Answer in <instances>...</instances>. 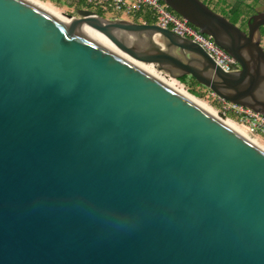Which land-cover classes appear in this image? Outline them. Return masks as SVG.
Listing matches in <instances>:
<instances>
[{
    "label": "water",
    "instance_id": "95a60500",
    "mask_svg": "<svg viewBox=\"0 0 264 264\" xmlns=\"http://www.w3.org/2000/svg\"><path fill=\"white\" fill-rule=\"evenodd\" d=\"M163 1L233 70L154 23L0 0V264H264V149L133 62L264 115V12Z\"/></svg>",
    "mask_w": 264,
    "mask_h": 264
},
{
    "label": "built area",
    "instance_id": "2783aa9c",
    "mask_svg": "<svg viewBox=\"0 0 264 264\" xmlns=\"http://www.w3.org/2000/svg\"><path fill=\"white\" fill-rule=\"evenodd\" d=\"M85 3L92 7V10H99L114 19L121 18V15L124 14L131 17L130 20L149 23L145 21V18L149 17L153 20L152 23L159 27L169 29L181 37L190 38L200 44L223 70L231 71L233 70L232 66L237 65V62L219 47L211 36L201 33L186 19L174 13L163 0H85ZM146 65L151 66L160 77L176 81L177 85L181 84L179 80L158 70L156 65ZM208 94L216 100L218 112L222 116L229 114L236 116L244 124H247L251 131L264 134V115L248 107L228 102L212 91H209Z\"/></svg>",
    "mask_w": 264,
    "mask_h": 264
},
{
    "label": "rangeland",
    "instance_id": "374dc122",
    "mask_svg": "<svg viewBox=\"0 0 264 264\" xmlns=\"http://www.w3.org/2000/svg\"><path fill=\"white\" fill-rule=\"evenodd\" d=\"M42 1L53 5L55 9L59 12V14L66 19L68 16L77 15V11L80 9H89L86 7V4H83L81 2V0H42ZM202 1L206 3L212 10L225 16L227 19H231L232 8L234 7L235 3H237V0H226V1L202 0ZM240 1H242V3L240 4L242 6V10L246 11L247 13L245 14V17L237 25L242 30L247 31L248 30V22L246 23L247 18L250 15L254 14L256 11L259 12L264 11V0H240ZM105 17L110 18V16L106 14ZM121 18L131 19V17L124 14L121 15ZM262 32H264V26L261 28V45L264 47V34ZM167 80L169 79L167 78ZM178 86L184 88V90L189 92V94L193 95L190 92L189 87H187L185 84L181 83ZM199 99L205 102L206 104H208V106H210L211 108V111L219 118L225 121L232 120L238 123L239 125L243 126L246 129V133L248 132L247 135H249V138L251 140H255L261 147L264 148V134L260 132L251 131L248 125L244 124L242 120H240L236 116H233L231 114L222 116L220 112H218V104L216 100L213 97H211L207 92L203 98H199Z\"/></svg>",
    "mask_w": 264,
    "mask_h": 264
},
{
    "label": "bare ground",
    "instance_id": "6f19581e",
    "mask_svg": "<svg viewBox=\"0 0 264 264\" xmlns=\"http://www.w3.org/2000/svg\"><path fill=\"white\" fill-rule=\"evenodd\" d=\"M31 4H34L36 6H38L39 8L43 9L44 11L58 17L61 20H68L66 18H63L62 15L59 14V12L55 9V7L53 5H51L50 3L44 2L42 0H25ZM82 33L86 36H88L89 38L95 40L96 42L102 44L103 46L115 51L116 53H118L119 55L124 56L125 58H127L128 60H132L127 54L123 53L121 50H119L109 39H107L106 37H104L102 34H100L97 31H94L92 29H88V28H82ZM133 61V60H132ZM135 62L137 65H139L140 67H142L143 69L147 70L148 72L158 76L159 78H161L162 80H164L167 84H169L170 86L176 88L177 90H179L181 93H183L184 95H186L188 98H190L193 102H195L197 105H199L200 107L204 108L205 110H207L208 112L214 114L211 111L210 106H208V104H206L205 102H203L202 100H200L199 98L189 94V92H187L186 90H184V88L179 87L176 84V81L173 80H167L164 77H160L151 66H148L144 63L141 62ZM213 109V108H212ZM217 116V115H216ZM223 120V119H222ZM225 122V124H227L229 127H231L233 130L239 132L240 134L246 136L247 138H249V135H247L246 133V129L239 125L238 123H236L235 121L232 120H223ZM253 142H255L256 144H258L255 140H252ZM259 145V144H258ZM260 146V145H259ZM261 147V146H260ZM263 148V147H262ZM264 149V148H263Z\"/></svg>",
    "mask_w": 264,
    "mask_h": 264
},
{
    "label": "trees",
    "instance_id": "16d2710c",
    "mask_svg": "<svg viewBox=\"0 0 264 264\" xmlns=\"http://www.w3.org/2000/svg\"><path fill=\"white\" fill-rule=\"evenodd\" d=\"M226 1V0H224ZM81 2L83 4L85 3V0H81ZM242 3V1L237 0V3H235L234 7L232 8V12H231V19H229L231 22H233L234 24H238L244 17L245 14L247 13L246 11L242 10V6L240 5ZM87 8L89 9H93L92 7L86 5ZM96 12L100 15H104L105 14L99 10H96ZM138 20V19H136ZM145 21L152 23L153 20L150 19L149 17L145 18ZM264 34V32H262ZM179 81L183 84H185L187 87H189L190 92L198 97V98H203L206 95V92L209 93V89L206 88L205 86L201 85L200 83H198L196 81L195 78L191 77V76H184L179 78Z\"/></svg>",
    "mask_w": 264,
    "mask_h": 264
},
{
    "label": "flooded vegetation",
    "instance_id": "af4514ba",
    "mask_svg": "<svg viewBox=\"0 0 264 264\" xmlns=\"http://www.w3.org/2000/svg\"><path fill=\"white\" fill-rule=\"evenodd\" d=\"M258 12H259V11H256L254 14H256V13H258ZM262 12H264V11H262ZM254 14L250 15V16L247 18L246 23L248 22L249 18L252 17ZM247 31H248V30H247ZM247 31H246V32H247Z\"/></svg>",
    "mask_w": 264,
    "mask_h": 264
},
{
    "label": "crops",
    "instance_id": "0c3cea01",
    "mask_svg": "<svg viewBox=\"0 0 264 264\" xmlns=\"http://www.w3.org/2000/svg\"><path fill=\"white\" fill-rule=\"evenodd\" d=\"M210 91V90H209Z\"/></svg>",
    "mask_w": 264,
    "mask_h": 264
}]
</instances>
